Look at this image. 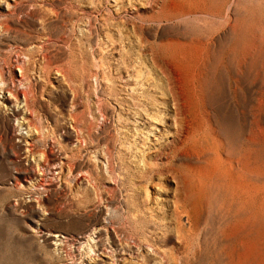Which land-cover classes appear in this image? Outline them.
<instances>
[{
  "label": "rangeland",
  "instance_id": "obj_1",
  "mask_svg": "<svg viewBox=\"0 0 264 264\" xmlns=\"http://www.w3.org/2000/svg\"><path fill=\"white\" fill-rule=\"evenodd\" d=\"M0 264H264V0H0Z\"/></svg>",
  "mask_w": 264,
  "mask_h": 264
}]
</instances>
